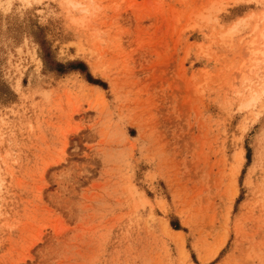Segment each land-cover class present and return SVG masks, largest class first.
Instances as JSON below:
<instances>
[{
    "label": "rangeland",
    "instance_id": "rangeland-1",
    "mask_svg": "<svg viewBox=\"0 0 264 264\" xmlns=\"http://www.w3.org/2000/svg\"><path fill=\"white\" fill-rule=\"evenodd\" d=\"M0 264H264V0H0Z\"/></svg>",
    "mask_w": 264,
    "mask_h": 264
}]
</instances>
